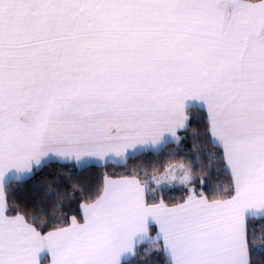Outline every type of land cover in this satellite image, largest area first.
Here are the masks:
<instances>
[{
    "label": "snow or ice",
    "instance_id": "snow-or-ice-1",
    "mask_svg": "<svg viewBox=\"0 0 264 264\" xmlns=\"http://www.w3.org/2000/svg\"><path fill=\"white\" fill-rule=\"evenodd\" d=\"M196 101L227 198L203 179L197 191L180 163L143 182L106 176L67 220L7 202L56 158L123 165L179 145ZM176 187L183 202L157 197ZM252 217L264 218V0H0V264H125L159 241L167 264H253Z\"/></svg>",
    "mask_w": 264,
    "mask_h": 264
},
{
    "label": "trees",
    "instance_id": "trees-1",
    "mask_svg": "<svg viewBox=\"0 0 264 264\" xmlns=\"http://www.w3.org/2000/svg\"><path fill=\"white\" fill-rule=\"evenodd\" d=\"M187 117V125L179 134V145L168 143L162 151H146L123 165L110 163L77 167L71 163L51 161L36 169L23 182L8 185L4 190L6 200L13 208L21 211L43 215L46 219L63 213L67 220L73 215L79 216L80 205L92 201L88 197L95 199L99 195L106 176H135L145 181L146 173L162 170L169 162L182 160L198 163L199 170L207 169L200 179H196L197 191L201 190L199 185L203 179L205 187L202 190L210 199L226 198L231 176L219 159L221 150L209 142L206 134L207 112L199 107H190L187 109ZM208 153H216V159ZM197 155L200 158L198 162ZM196 173L201 174L198 171ZM49 189H54L59 195L54 193L49 196ZM220 189L224 190L223 195L219 194ZM188 194L187 187H176L158 191L157 197L162 196L166 202L174 203L183 200ZM56 201H59V207H56ZM247 225L249 232L255 236V243H264V218L252 217L247 220ZM252 259L253 264H264V255L253 254ZM125 264H167V257L160 242H144L137 244L134 255L126 259Z\"/></svg>",
    "mask_w": 264,
    "mask_h": 264
},
{
    "label": "crops",
    "instance_id": "crops-1",
    "mask_svg": "<svg viewBox=\"0 0 264 264\" xmlns=\"http://www.w3.org/2000/svg\"><path fill=\"white\" fill-rule=\"evenodd\" d=\"M194 103V106H191V107H199V108H202V107H200L199 106V101H196V102H193ZM190 108V107H189ZM188 109V108H187ZM187 109L185 110V115L187 116ZM202 109H204L206 112H207V110H206V108H202ZM208 115V114H207ZM187 122H188V120L186 121V125H187ZM181 130L182 129H177V133H176V135L177 136H179V134H180V132H181ZM149 151H153V150H149ZM52 161H58V162H65V163H71V164H74L75 166H77V164H76V162H75V160L74 159H68V160H62V159H60V158H56V159H53ZM89 164H99V165H101V164H110V162L109 163H106L105 162V160H103V159H99V160H96V159H93V160H91L90 161V163ZM88 164V165H89ZM114 164V163H113ZM78 167V166H77ZM36 169H34L33 170V172L35 171ZM229 172V171H228ZM160 173H163V171H161ZM30 176V175H29ZM28 177V176H27ZM108 177H110V178H112V179H119V178H121V177H132V176H108ZM141 182H143V181H141ZM104 183V182H103ZM102 187H103V185H102ZM153 187H155V185L153 186ZM4 196H5V192H4ZM6 198V197H5ZM186 198V197H185ZM184 198V199H185ZM227 198V197H226ZM210 199V198H209ZM216 199H218V198H216ZM223 199V198H222ZM92 201H90V202H88V203H91ZM166 202V201H165ZM181 202H183V200H181V201H177V202H174V203H181ZM166 203H168V202H166ZM174 203H168L169 205H172V204H174ZM158 231V229L154 226V227H152V228H150L149 229V235H151V236H155L156 235V232ZM160 243H161V245L163 244V242L162 241H159ZM139 244V243H138ZM136 246H137V244L134 246V251H133V253H131V254H129L128 256H127V258L126 259H129V258H131L133 255H134V253H135V249H136ZM42 264H50V261L49 260H45V261H43L42 262Z\"/></svg>",
    "mask_w": 264,
    "mask_h": 264
},
{
    "label": "rangeland",
    "instance_id": "rangeland-1",
    "mask_svg": "<svg viewBox=\"0 0 264 264\" xmlns=\"http://www.w3.org/2000/svg\"><path fill=\"white\" fill-rule=\"evenodd\" d=\"M199 160H200V158H199ZM198 160V161H199ZM197 161V162H198ZM180 163H183V164H189V163H191V165H192V170H193V172H194V174H195V176H196V179H200L201 178V176H202V174H203V169L201 170H199L198 169V167H197V164L198 163H194L193 161L191 162V161H185V160H182V161H173V162H169L167 165H165L164 167H163V169L162 170H153V171H151V173H146V178H145V180H150L151 179V177H152V175L155 173V172H161V171H163L164 172V170L170 165V164H180ZM194 166H195V170L196 171H198V172H201V174L200 175H198L197 173H196V171L194 170ZM204 167V166H203ZM202 167V168H203ZM207 170V169H206ZM206 170L204 171V172H206Z\"/></svg>",
    "mask_w": 264,
    "mask_h": 264
}]
</instances>
